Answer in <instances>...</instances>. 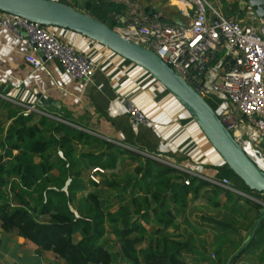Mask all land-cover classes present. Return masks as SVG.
Masks as SVG:
<instances>
[{
    "label": "trees",
    "instance_id": "trees-1",
    "mask_svg": "<svg viewBox=\"0 0 264 264\" xmlns=\"http://www.w3.org/2000/svg\"><path fill=\"white\" fill-rule=\"evenodd\" d=\"M98 1L66 4L115 30L123 7L111 12L113 5ZM212 98L204 99L218 113L221 101ZM61 118L72 125L26 113L0 97V226L40 251L66 264H190L184 254L194 248L180 233L190 203L205 198L225 211L222 219H210L218 232L214 243L223 241L220 253H237L259 220V203L78 129L69 116ZM125 163L136 165L120 177L116 169ZM215 167L219 177L258 199L261 193L252 192L223 162ZM97 168L104 171L100 184L90 178ZM246 260L264 264V220L232 264Z\"/></svg>",
    "mask_w": 264,
    "mask_h": 264
},
{
    "label": "crops",
    "instance_id": "crops-1",
    "mask_svg": "<svg viewBox=\"0 0 264 264\" xmlns=\"http://www.w3.org/2000/svg\"><path fill=\"white\" fill-rule=\"evenodd\" d=\"M57 1L63 3L70 2V0ZM77 1L82 6L88 0ZM99 1L105 2L106 5H113L111 12L116 10V6L123 7V12L119 15L120 18L127 15L125 4L111 0ZM136 1L154 19L180 27H187L190 23V19L184 16L181 11L183 5L177 4L175 0ZM207 1L222 17L235 18L242 25H252L256 28L260 26V18L250 8L248 0ZM210 18L213 19L211 14ZM68 32L64 31V35L69 40L71 38L72 40L70 41H74V44L80 49L85 50L94 46V41L89 38L75 32L72 35V31ZM16 42L14 35L0 25L1 94H6L14 88L11 81L12 78L28 79L13 94L17 100L26 101L31 95L43 91L46 101L54 99L61 103L60 108L46 104V109L53 111L52 113L58 117H71L78 124L77 126H73L78 129H82L113 143H118V145L121 144L120 146L143 151L142 153L144 154L153 152L163 158L172 159L176 163L189 164L195 161L202 162L208 175H216V177L222 178L218 176V171L215 167L216 165H221V162H223L220 155L208 142L189 113L143 68L130 61H125V59L111 50L109 51V49L97 45L98 52L96 53V57L100 61V67L96 71L93 82L89 85H83L78 82H69V79H65L63 75L55 73V63L47 66V71H38L33 74L32 67L24 61L21 53L22 48L16 47ZM231 62L232 54L226 52L219 54L215 64L216 72L222 73L230 66ZM58 82L63 85L62 90L56 88V83ZM127 101L139 105L148 119V124L141 125L138 128L134 126L126 103ZM55 110L57 112H54ZM79 125L88 126L89 129H85ZM257 147H259V152H261L264 161V141H260ZM261 168L264 170V164H262ZM233 186L242 195H246L250 200L259 203L263 207L264 193L259 194L258 199H256L250 194L244 193L245 191L242 192L238 189L235 183H233ZM231 193L240 195L239 193ZM201 199L203 198L196 200L193 206H191L193 203H190L181 225V229H183L182 235L184 236L182 240H188L194 248L191 252L184 254V258L190 264H206L204 261L198 262V259H195L197 249L199 248L189 236L190 231L187 229L188 226H191L189 221L191 209L203 208L200 204L198 205ZM203 200H205V206L212 207L211 203L207 202V199L204 198ZM219 202L222 206L227 202L225 194L220 196ZM241 203L244 204V202ZM211 209L215 208L212 207ZM215 210L221 212L223 209ZM212 218L208 219L212 220ZM213 219H220V217L216 216ZM211 220V227L214 231L212 236L214 238L206 242L207 245L213 244L218 235L216 225ZM110 241H112L111 238ZM0 264L66 263L51 252L40 251L35 245L19 237L16 233L5 232L0 226ZM240 264L250 263L246 260Z\"/></svg>",
    "mask_w": 264,
    "mask_h": 264
},
{
    "label": "built area",
    "instance_id": "built-area-1",
    "mask_svg": "<svg viewBox=\"0 0 264 264\" xmlns=\"http://www.w3.org/2000/svg\"><path fill=\"white\" fill-rule=\"evenodd\" d=\"M111 1L123 3L127 7V15L118 18L119 26L115 30L127 40L153 51L203 98L219 99L221 104L218 115L235 139L241 142L245 151L247 149L252 153L249 147L251 149L257 147L244 138L246 127L254 130L255 136L264 141L262 19L258 28L242 25L235 18L222 17L207 0H175L177 4L183 5L181 11L190 19L187 27H180L152 18L136 0ZM210 14L213 19L210 18ZM215 19L219 22L217 25L214 24ZM0 25L14 35L16 47L22 48L24 61L32 67L33 74L47 71V66L55 63V73L63 75L69 82L83 85L93 82L100 67V61L96 57L98 52L96 46L100 45L99 43L94 41V46L83 50L64 35V31L70 30L60 28L57 32L50 28L54 26H43L2 11ZM224 52L232 54L233 62L222 73H218L215 64L218 55ZM27 80L12 78L14 88L6 94L0 93V97L21 107L26 113H35L72 125L46 109L41 99L44 97L43 91L31 95L26 101L17 100L13 94ZM62 86L60 82L56 83L57 89L62 90ZM126 103L136 128L149 123L138 104L131 101ZM244 124L245 128L242 127ZM145 155L192 178L242 194L234 188L229 178L208 175L202 162L176 163L159 155ZM99 173L104 171L97 168L90 174V178L97 184L101 182ZM190 183L191 178L185 181L186 185Z\"/></svg>",
    "mask_w": 264,
    "mask_h": 264
},
{
    "label": "water",
    "instance_id": "water-1",
    "mask_svg": "<svg viewBox=\"0 0 264 264\" xmlns=\"http://www.w3.org/2000/svg\"><path fill=\"white\" fill-rule=\"evenodd\" d=\"M248 5L264 22V0H248ZM0 11L26 18L43 26H54L78 33L143 68L189 113L208 142L220 155L226 168L243 181L252 192L264 193V170L247 154L241 142L235 139L208 102L153 51L127 40L117 30L111 29L92 15L57 0H0ZM218 23L215 19L214 24ZM41 99L45 107L46 104L56 108L61 107V103L54 99L47 101L44 97ZM260 214L251 234L228 264H232L255 239L264 220V205L260 209Z\"/></svg>",
    "mask_w": 264,
    "mask_h": 264
},
{
    "label": "rangeland",
    "instance_id": "rangeland-1",
    "mask_svg": "<svg viewBox=\"0 0 264 264\" xmlns=\"http://www.w3.org/2000/svg\"><path fill=\"white\" fill-rule=\"evenodd\" d=\"M50 28L54 29L57 32L60 31V28H55V27L54 28L50 27ZM68 33H70V31ZM72 33L73 32H71V34ZM72 35H74V34H72ZM70 40H72V39L70 38ZM72 43L74 44V41H72ZM209 98H211V97H209ZM211 99H213V98H211ZM245 126H246L245 124L242 125L243 128H245ZM245 131L246 132H245L244 138L247 141H249L248 143H252V145L256 144L258 146L260 144V140L257 136H255V131L249 127H246ZM115 144H118V143H115ZM122 147H124V146H122ZM124 148L129 149L127 147H124ZM249 149L252 151V153H249V151L246 149L247 153L255 160L256 164L261 168L262 164H264L263 163L264 161L260 157L261 152L257 153V151H260L259 147L255 148V149H254V147L252 149H251V147H249ZM129 150L136 152V153H139L138 150L133 149V148H131ZM142 154L145 155L144 153H142ZM260 159H262V160H260ZM135 165H136L135 163H133V164L125 163L124 165H120L116 169V172L120 175V177H123L127 173L132 172ZM238 185L240 187L243 186L241 181L240 182L238 181ZM243 188H244V186H243ZM91 190H92V188H90L89 191H91ZM242 192H244V190H242ZM244 193H248V192L246 191ZM234 195H235V197H241L245 201H246V199L250 200V198L247 197L246 195H242V194H240V195L234 194ZM199 201H200V203H198V205L200 204L201 206H203V208L191 209V211H190L191 215H190V219H189L191 226H188V228H187L190 231L189 236L192 238L195 245L199 248V249H197L195 259H198V262L204 261V263H206V264H225L226 262L228 264L236 253L234 255H232L231 252H228L227 254L226 253H220V246L223 244L222 238L219 239L216 243L208 244V245L206 244V242L211 241L214 238L212 236V234H214V231L212 230L211 222L208 218H211V217L214 218L216 216L223 218L225 211L222 210L221 212H219L215 209H211L212 207H210V206H205L206 203H205V200H203V199H201ZM193 205H195V204L193 203L191 206H193ZM239 206H241V205H239ZM194 207H196V206H194ZM207 207H208V209H206ZM243 208H244V206H242V209ZM116 210H117V207H114L111 211L115 212ZM202 217L203 218L207 217L206 219H208V220H205ZM181 221H183V220H181ZM182 230L183 229L180 230V233H182ZM244 235H248V234H244ZM222 236H223V234H222ZM110 238L112 241L116 240V237L114 235L111 236ZM234 238H236V237H234ZM236 239L238 240L239 237H237ZM203 242H205V243H203ZM201 244H202V247H201ZM236 244H238V243H236ZM143 247H146V245L145 246L143 245ZM191 264H194V263H191Z\"/></svg>",
    "mask_w": 264,
    "mask_h": 264
},
{
    "label": "bare ground",
    "instance_id": "bare-ground-1",
    "mask_svg": "<svg viewBox=\"0 0 264 264\" xmlns=\"http://www.w3.org/2000/svg\"><path fill=\"white\" fill-rule=\"evenodd\" d=\"M179 103V102H178ZM238 135H239V133H238Z\"/></svg>",
    "mask_w": 264,
    "mask_h": 264
}]
</instances>
